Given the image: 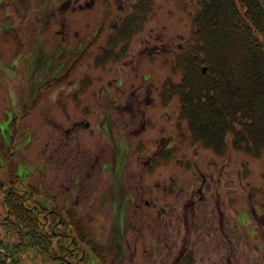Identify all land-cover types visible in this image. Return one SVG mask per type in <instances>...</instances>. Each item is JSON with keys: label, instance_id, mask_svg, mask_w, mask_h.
Masks as SVG:
<instances>
[{"label": "rangeland", "instance_id": "rangeland-1", "mask_svg": "<svg viewBox=\"0 0 264 264\" xmlns=\"http://www.w3.org/2000/svg\"><path fill=\"white\" fill-rule=\"evenodd\" d=\"M137 1L0 0V177L90 219L104 264H264V158L192 146L161 101L199 0H155L126 59L95 66Z\"/></svg>", "mask_w": 264, "mask_h": 264}, {"label": "trees", "instance_id": "trees-1", "mask_svg": "<svg viewBox=\"0 0 264 264\" xmlns=\"http://www.w3.org/2000/svg\"><path fill=\"white\" fill-rule=\"evenodd\" d=\"M198 7L190 40L174 67L182 79L164 81L162 102L179 98V121L187 126L192 145L226 156L231 137L234 151L264 158V0H199ZM155 8V0L136 2L100 48L95 66L123 60ZM3 173L0 264L106 262L109 248L94 239L90 219L85 226L83 217L64 213L56 203L46 208L31 193L18 191L9 173ZM188 258L193 264L192 254Z\"/></svg>", "mask_w": 264, "mask_h": 264}, {"label": "flooded vegetation", "instance_id": "flooded-vegetation-1", "mask_svg": "<svg viewBox=\"0 0 264 264\" xmlns=\"http://www.w3.org/2000/svg\"><path fill=\"white\" fill-rule=\"evenodd\" d=\"M168 149H169V151H172L173 150V147L168 148ZM180 253L181 254L179 255V262H178V264H181L182 258H184L185 256H188V254L190 253V249H183ZM184 263L185 264H190V262L188 260H186Z\"/></svg>", "mask_w": 264, "mask_h": 264}]
</instances>
